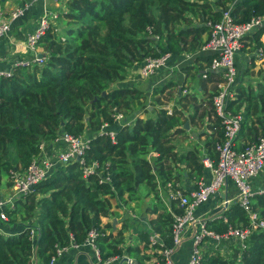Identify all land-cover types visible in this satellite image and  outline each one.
<instances>
[{
    "label": "trees",
    "instance_id": "obj_1",
    "mask_svg": "<svg viewBox=\"0 0 264 264\" xmlns=\"http://www.w3.org/2000/svg\"><path fill=\"white\" fill-rule=\"evenodd\" d=\"M229 8L234 23L243 24L264 15V0L66 2L65 13L58 19L61 29L48 30L38 43L44 64L19 68L11 78H0V183L10 171L25 170L39 153V144L51 142L61 133L93 135L83 158L87 166L96 164V167L93 175L84 178L78 162L60 165L29 195L16 202L15 211L8 213V222H1L12 225L19 219L22 231L0 235V264H48L57 247L82 244L91 229L110 231L97 239L102 259L127 255L143 264L141 249L121 248L124 233L131 226L127 219L116 232L112 231V223L101 228V219L112 215L111 200H123L125 194L132 200L142 184L158 198L157 180L162 186L176 182L183 176L179 166L189 170L188 177H199L203 166L198 150L178 153L170 144L172 135L186 133L180 111L168 116L159 109L153 117L135 118L129 127H115L114 111L133 113L139 108L150 112L148 106L153 107L145 104L141 91L117 88L116 84L124 82L145 58L200 53L210 36L207 24L219 22ZM263 34L264 26L245 37L252 45V62L257 50L263 49L264 54L260 41ZM212 57L204 54L196 61H204L208 66ZM259 75L261 82L255 87L238 86L236 98L228 105L233 114L241 115L239 134L245 136L264 135V72ZM211 76L212 72H208L209 79ZM165 89L166 86L156 88L154 94ZM188 104L195 111L201 108L194 97ZM209 122L212 133L204 150L215 165L218 162L215 144L223 138V131L219 120L209 118ZM103 124L115 132L114 143L98 135ZM243 147L237 146L236 150ZM152 152L157 157L148 160ZM106 173L110 174V183L99 184ZM170 205L173 214L180 212L175 203ZM252 205L264 218V196H254ZM165 210L150 225L165 246L171 247L172 215ZM151 211L156 213L158 208ZM222 216L230 225H247V215L236 203ZM226 227L222 220L208 223V228L218 233ZM30 228L37 230L35 241L30 239ZM145 230L139 232L143 250L148 247L149 234ZM233 257L225 260L218 253L205 254L201 264H234L236 254ZM240 261L264 264V230L251 234Z\"/></svg>",
    "mask_w": 264,
    "mask_h": 264
},
{
    "label": "built area",
    "instance_id": "obj_2",
    "mask_svg": "<svg viewBox=\"0 0 264 264\" xmlns=\"http://www.w3.org/2000/svg\"><path fill=\"white\" fill-rule=\"evenodd\" d=\"M51 1L58 2L59 0ZM24 11V8H15L10 12L9 17L5 18L2 2L0 1V39L8 34L10 23L22 17ZM57 18L56 13L44 12L39 19L37 28L27 35L25 41L26 48L35 56L31 61L17 60L9 69L0 68V78H11L19 68H31L44 64V56L39 58V54H37L38 43L45 32L50 29L57 30L55 25ZM207 25L210 27V36L206 44L201 47L200 52H207L213 57L202 77L206 78L208 72L212 71L221 74V82L217 84L216 92L211 97V114L208 117V120L209 118L210 120H219L223 131V138L215 144L218 162L214 165L208 157L201 159L202 166L209 170L211 180L206 184L199 183L188 194L183 193L176 182H169L165 185L169 202L175 203L180 212L178 214L172 213L171 247L165 246L160 234L151 231L148 235L149 248L155 249L161 257L157 264H174L172 256L187 238L191 242L187 264H201L203 258L202 246L205 242L214 244L234 242L241 251H245L251 234L257 230H264V218L259 216L252 205L254 196H264V188L254 191L250 185V182L264 170V135L254 142L246 144L241 150H236L235 141L241 129L242 117L240 114H233L228 108L235 95L234 88L237 77L235 56L239 53L244 38L264 26V15L252 18L243 24H236L231 17V9L229 8L222 13L219 22L208 23ZM148 34H151L149 28ZM256 53L257 57H262L263 50L259 49ZM186 56H189V54ZM170 58V54H164L158 58H145L135 68V74L141 80H148L156 76L158 71L164 69ZM181 94H188V90L183 89ZM160 109L164 110L168 116L173 113L168 106ZM112 117L113 123L118 124L120 128L129 127L132 124L131 121H126L121 112L114 111ZM98 135L106 136L110 138L112 143L115 142V132L108 130V124L101 126ZM91 139L93 137L86 135L73 136L61 133L51 142L39 144V153L32 158L25 170H12L9 172L8 179L11 189L9 194L0 195V221L8 222V213L15 211L16 202L29 195L38 184L45 181L60 165L78 162L82 167L84 178L93 175L96 164L87 166L83 158L90 147ZM47 150L51 154L48 155ZM151 156L157 157V154L152 153ZM77 158H79V161H77ZM110 178V174L106 173L98 182L99 184L110 183ZM227 180L232 181L236 187L237 194L234 202L247 215V225L233 226L228 224L225 218L220 217L227 224V227L224 232L218 233L208 228V220L196 217L195 211L216 196ZM231 202L233 201L225 200L222 203L223 211ZM29 236L32 241H35L37 230L30 228ZM102 236H106V233L91 229L82 244L71 243L67 247H57L48 264H55L58 257L69 248L77 250L80 247L90 248L98 264H138L124 255L102 259L97 247V239Z\"/></svg>",
    "mask_w": 264,
    "mask_h": 264
},
{
    "label": "crops",
    "instance_id": "obj_3",
    "mask_svg": "<svg viewBox=\"0 0 264 264\" xmlns=\"http://www.w3.org/2000/svg\"><path fill=\"white\" fill-rule=\"evenodd\" d=\"M1 1V0H0ZM69 1V0H68ZM2 2V9L5 15V18L9 17V14L12 10L15 8H24V15L17 20L10 23V31L8 34L0 39V68L1 69H9L11 65L17 61V60H27L31 61L33 57L35 56L34 53L29 51L26 48L25 41L28 34L32 33L38 26V22L40 17L44 14V12H52L56 13L58 15L57 20L55 21V25L57 27V30H60V26H58V19L60 14L65 13V4L67 0H59L58 2H53L51 0H5ZM246 39V38H245ZM248 41V44L252 47L250 40L246 39ZM263 48H264V34L262 35L260 39ZM249 48V47H248ZM263 50V49H262ZM37 54H42V49L38 47ZM189 56H186L188 55ZM205 56L210 55L207 52H196L194 54L192 53H183L179 56H172L169 59L167 66L160 70L161 74H163L162 81H166L168 78L169 81H174L176 78L184 84L182 87H186L190 93L195 88V94L194 92L191 93V95H194L195 97L202 98L205 94L206 90H209V88L212 86L213 89L216 90L217 84L221 81V74L216 71H212V75L209 79L208 74L206 78H203L202 75L206 69V63L204 61H196L198 56ZM249 54V53H248ZM257 54V53H256ZM255 55L254 62L250 60L251 54L247 55L245 57L241 56L240 52L235 56V66L237 70V77H236V85L234 88L235 95L234 98H236V92L238 86L242 85L244 87L253 86L255 87L257 83L255 84H245V79L243 80V71L244 66L246 63L249 65L251 64L252 70L259 71L260 68L264 69V54L262 57H257ZM237 64V65H236ZM244 65V66H243ZM260 66V67H258ZM136 69H133L126 80L124 82L116 84L117 88H130V89H136L143 93L144 97L148 96L150 94V91L153 87L154 89L161 87H156L157 85L154 84V81L156 78L152 77L146 80H141L138 78V76L135 74ZM209 79V80H208ZM168 81V82H169ZM148 82V84H147ZM161 83V80L160 82ZM167 83V82H166ZM259 83V82H258ZM146 84V85H145ZM145 85V88L143 87ZM161 85V84H159ZM163 85V84H162ZM166 89H169V84L165 85ZM162 86V87H165ZM168 86V87H167ZM196 86V87H195ZM144 88V89H143ZM177 95L178 97H181L182 94L180 92V86L178 87ZM154 93V90H152ZM145 92V93H144ZM195 98V103L197 105H200V101ZM234 100V99H233ZM203 101V100H202ZM148 104H153L149 102ZM155 105V104H154ZM149 111L151 112L153 110L152 106H148ZM182 113V112H181ZM123 114V113H122ZM182 115V114H181ZM152 116L148 117H153ZM139 118L143 119V116H139ZM182 118V117H181ZM146 119V118H144ZM193 119V116L191 117ZM182 120V119H181ZM186 122V121H185ZM192 122V121H191ZM190 121H187V129L186 135H189L192 130H195V135L198 137L195 139V143L197 146L193 147V143L185 142L183 144V148L181 150H175V152L178 153H185L189 150L196 149L199 151L201 159H203L205 156V150H204V144L209 135H211L212 131L209 129L212 124H191ZM190 123V124H188ZM115 127H119L118 124H115ZM201 129V132L198 130ZM112 131V130H110ZM86 136L93 137V135L86 132ZM261 134H258L257 136H245L239 134V136L236 138L235 146H245L248 143L254 142L257 140ZM194 140V139H193ZM188 140V141H193ZM171 145H174L173 142ZM177 146V145H175ZM154 153V152H152ZM150 153L147 157L149 158H155L154 156H151ZM47 154H51L49 150H47ZM156 154V153H155ZM151 156V158H150ZM201 162V161H200ZM180 173L183 174L182 177H180L179 180L176 182L179 184L181 190L183 193H189L190 191L194 190L199 183H209L211 180V175L209 173V170L205 169L203 167V171L201 176L195 177L192 176V178L188 177L189 170L186 169L184 166H179ZM157 201L159 202L155 207L158 208V211L156 213H153L151 210L146 213H138L136 211H131L128 209V207L118 206L115 208V205H112L111 213L112 215L109 218H102L101 219V228L104 227L108 223H112L113 226V232L118 231L121 229L122 225L124 223V220L127 219V222L131 225L127 231L124 233V244L121 245L122 249H125L128 246L131 247H138L141 249L140 256L144 257L143 264H157L161 257L158 254V252L153 249L149 248L147 244V249L143 250L144 242H142L139 239V232L146 229L145 231L148 232V234L153 231L152 226L150 225V222L154 219H156L158 214H161L163 209L165 208L166 212H169L172 215V209H171V202H169L166 192H165V186H162L160 181L157 180ZM1 184V183H0ZM251 188L255 190H259L261 188H264V170L261 174H259L255 179H253L250 182ZM10 182L9 179L7 180L6 184L0 188V195H7L10 193ZM237 194L236 187L234 183L230 180H227L226 184L219 190V193L211 198L207 203L201 205L199 208L195 211V216L198 218H202L205 220H208V222L216 221V220H222L224 218L222 216L223 212L234 202L235 197ZM225 200H231V202L227 208L223 211L222 203ZM19 201V200H18ZM17 201V202H18ZM130 206H134L133 203ZM222 217V218H220ZM214 219V220H213ZM226 219V218H225ZM116 220V224L113 225L114 221ZM212 220V221H211ZM227 220V219H226ZM20 220L17 219L16 224H3L0 221V235L4 236H11L14 234H18L22 231V228L19 226ZM243 225V224H240ZM237 225V226H240ZM106 235L110 234L109 230H105ZM191 250V242L190 239L187 238L184 240L182 245L175 251V253L172 256L173 263L174 264H187V260L190 254ZM202 252L203 256L205 254H215L218 253L219 256L223 257L225 260H231L233 255L236 254V259H234V264H241V254L245 251H241L239 249V246L234 242H228L223 244H214L212 242H205L202 246ZM156 254V255H155ZM126 257H129L127 255H124ZM130 259L137 262L138 260L133 257H129ZM55 264H98L95 261V256L93 251L90 248L87 247H80L79 249L75 250L72 248H69L66 252H64L61 256L58 257Z\"/></svg>",
    "mask_w": 264,
    "mask_h": 264
},
{
    "label": "rangeland",
    "instance_id": "obj_4",
    "mask_svg": "<svg viewBox=\"0 0 264 264\" xmlns=\"http://www.w3.org/2000/svg\"><path fill=\"white\" fill-rule=\"evenodd\" d=\"M60 29H61V26H60ZM251 50H252V47L248 44V41L244 39L242 41L241 48L239 51L241 56L245 57L246 54L249 55ZM252 69L253 68L251 67V64L248 65L246 63V65L244 66L243 80L245 79L244 80L245 84H255V83L261 82V77L259 74L263 73L264 69L260 68L258 72ZM162 77H164L163 74H161V71H158V73L154 77L156 78V80L154 81V84L157 85L156 87H161V88L162 86L169 84V89H165L163 93L154 94L152 90H154L155 87H153L150 91V94L148 96H145V100H144L145 104L149 102L153 103L154 110L152 112H146L145 110L138 108L135 112H133L135 113V115H133L132 112L131 113L123 112V115L126 121H131L133 123L134 119L139 116L148 118L149 114L150 116H152V114H154L155 111L159 110L160 108L168 106L172 109V111L182 112L181 119L182 121H186L185 124H187V121H190V122L192 121L191 124H209L210 123L208 120V115L211 114V106L209 105V102H211V97L216 92V90L213 89L212 86L209 88V90H206L202 98L195 97L197 98V100L200 101V106H201V108H199L198 111H195V107H192V105L188 104V102L191 100V97H194V95H191V93L194 92L195 94V91H194L195 88L193 91H191V93L188 91V94H182L181 97H178L177 91L179 89L178 88L179 86H180V92L183 89H189V87L181 88V86H183L184 84H182V82L178 80L177 78L176 80L174 79V81H169L167 78L166 81L164 82L162 81L163 80ZM160 80H161V83H159ZM145 85H143L144 88H145ZM158 104H161V105L159 106ZM192 116H193V119H191ZM198 131L201 132V129H199ZM195 133L196 131L192 130L189 135H186V133L172 135L169 138L170 144H172L173 142L174 144L173 146L175 150H181L185 142L193 143L192 145L193 147H195L197 146V144L195 143V139L198 138L195 135ZM190 139L191 140L194 139V140L188 141ZM7 180H8V177L4 176L3 179L1 180L0 188H2V186L6 184ZM132 203L134 206H130ZM158 203L159 202L157 201L155 194L152 193L150 189L148 188V186H146L145 184H142L139 186L136 194L132 197V200H130V196L127 194L123 196V200H117V201L111 200V204L115 205V208H117L118 206L128 207V209L133 212L136 211L138 213H143V214L146 212H149V210L155 207ZM114 215L112 214V217H114Z\"/></svg>",
    "mask_w": 264,
    "mask_h": 264
},
{
    "label": "water",
    "instance_id": "obj_5",
    "mask_svg": "<svg viewBox=\"0 0 264 264\" xmlns=\"http://www.w3.org/2000/svg\"><path fill=\"white\" fill-rule=\"evenodd\" d=\"M1 1H5V0H1ZM38 57L39 58H42L43 55L42 54H39ZM184 129H187V124H184ZM77 161H79V158H77ZM115 224H116V220L114 221L113 225H115Z\"/></svg>",
    "mask_w": 264,
    "mask_h": 264
}]
</instances>
